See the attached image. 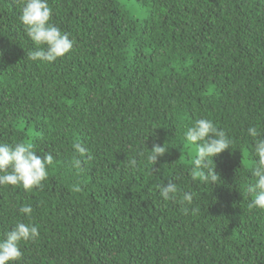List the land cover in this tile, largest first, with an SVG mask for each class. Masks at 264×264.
Masks as SVG:
<instances>
[{"label": "trees", "instance_id": "1", "mask_svg": "<svg viewBox=\"0 0 264 264\" xmlns=\"http://www.w3.org/2000/svg\"><path fill=\"white\" fill-rule=\"evenodd\" d=\"M49 4L73 41L51 64L27 58L17 0H0V142L54 157L41 187L0 186V237L17 220L40 231L15 264H264V209L247 191V128L264 129V0ZM199 118L235 141L214 157L219 183L194 178L184 131ZM157 143L168 151L153 165ZM169 180L192 204L159 196Z\"/></svg>", "mask_w": 264, "mask_h": 264}, {"label": "clouds", "instance_id": "2", "mask_svg": "<svg viewBox=\"0 0 264 264\" xmlns=\"http://www.w3.org/2000/svg\"><path fill=\"white\" fill-rule=\"evenodd\" d=\"M17 4L20 12L19 21L35 46L27 50L29 60L51 64L72 49L73 41L69 34L52 22L54 10L49 0H17ZM247 135L252 139L250 147L255 158L250 169L251 182L247 185V191L254 194L248 208L264 209V129L249 126ZM184 138L190 145H195L196 154L192 160V167L199 171L194 174V178L199 176L205 182L219 183L221 177L216 171L214 157L232 148L235 141L209 118L196 119L190 126H186ZM73 148L80 157L86 156L88 152V149L79 142H74ZM167 151L165 144L161 146L157 143L147 154V161L155 165L158 158ZM37 152L31 143L0 142V186H19L28 192L41 187L48 177V169L54 163V157L51 152L42 155H38ZM136 163L135 159L130 161L133 167ZM81 165V159L76 158L74 166L80 168ZM155 188L165 202L169 200L176 202L178 196L182 205L193 202V193H181L176 183L171 180L157 184ZM75 190L78 191L79 188ZM18 211L21 215L31 217L33 208L29 204H24L19 206ZM39 235L40 231L36 224L30 220L27 223L17 220L11 229L0 237V264H15L20 261L23 257L22 242L35 241Z\"/></svg>", "mask_w": 264, "mask_h": 264}, {"label": "rangeland", "instance_id": "3", "mask_svg": "<svg viewBox=\"0 0 264 264\" xmlns=\"http://www.w3.org/2000/svg\"><path fill=\"white\" fill-rule=\"evenodd\" d=\"M131 5H132V4L130 3V4H129V7H131ZM134 12H135V14H137V15L140 16V17L143 16V15H142V12H141L140 10H137V11L134 10Z\"/></svg>", "mask_w": 264, "mask_h": 264}]
</instances>
